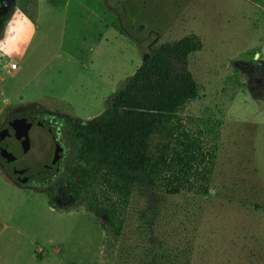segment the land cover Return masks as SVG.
I'll use <instances>...</instances> for the list:
<instances>
[{
	"label": "rangeland",
	"instance_id": "374dc122",
	"mask_svg": "<svg viewBox=\"0 0 264 264\" xmlns=\"http://www.w3.org/2000/svg\"><path fill=\"white\" fill-rule=\"evenodd\" d=\"M17 10L34 34L0 56L1 143L40 145L50 129L64 156L25 186L0 160V264H264V0H0V38ZM192 34L199 97L179 116L224 123L210 193L138 187L112 256L93 215L64 211L72 121L99 117L157 47Z\"/></svg>",
	"mask_w": 264,
	"mask_h": 264
},
{
	"label": "trees",
	"instance_id": "16d2710c",
	"mask_svg": "<svg viewBox=\"0 0 264 264\" xmlns=\"http://www.w3.org/2000/svg\"><path fill=\"white\" fill-rule=\"evenodd\" d=\"M203 48L201 38L193 34L160 45L99 117L72 121L78 147L67 170L66 190L74 202L64 211L83 209L93 215L112 256L124 236L138 187L161 189L168 196L210 193L224 123L179 116L199 97L189 60ZM48 200L51 205L50 195ZM162 259L156 258L157 263ZM139 262L151 263L142 257ZM165 262L178 264L173 255Z\"/></svg>",
	"mask_w": 264,
	"mask_h": 264
},
{
	"label": "flooded vegetation",
	"instance_id": "af4514ba",
	"mask_svg": "<svg viewBox=\"0 0 264 264\" xmlns=\"http://www.w3.org/2000/svg\"><path fill=\"white\" fill-rule=\"evenodd\" d=\"M40 120L44 126H46V127L48 126L49 123L47 120H45V119H40ZM7 126L8 125L5 126L4 130H6ZM48 130H50V129H48ZM47 135H48V133H47ZM5 139L6 140L9 139V143L7 146H6V144H7L6 142H4L2 145L3 155H1L2 156L1 161L3 162L4 165L8 166L11 171L14 172V179L17 181V183L19 185L25 186V185L29 184L32 179H35V178H41V179L49 178V177L59 173L62 170L61 160L63 159V156H64V149L62 148V150H63L62 159L59 160L57 157V154L55 152V147L57 144L60 145V143L58 142V139L56 137L54 140H51V138L49 137L48 141L40 144V146L49 145L48 151L44 150L42 147L40 148V154H41L42 158H44L50 164L60 163V165H61L59 172L49 174V175H43V174H41L39 169L36 170L33 167L28 166L27 164L26 165L22 164L19 160V152H18L19 147H17V144H16V141H18V140L9 138V136L6 134H5ZM3 140H4V138H0V142H3ZM12 153L16 156L15 159H12V157H11ZM54 156L57 157V161L54 160ZM5 157H6V159H5ZM23 174H26L27 178L21 179V175H23Z\"/></svg>",
	"mask_w": 264,
	"mask_h": 264
},
{
	"label": "clouds",
	"instance_id": "9594fccd",
	"mask_svg": "<svg viewBox=\"0 0 264 264\" xmlns=\"http://www.w3.org/2000/svg\"><path fill=\"white\" fill-rule=\"evenodd\" d=\"M33 34L34 27L31 21L17 10V13H14L8 20L3 31V37L0 38V56L11 57L14 53L21 55L19 45L28 44ZM12 67L15 69L16 66L12 65Z\"/></svg>",
	"mask_w": 264,
	"mask_h": 264
},
{
	"label": "water",
	"instance_id": "95a60500",
	"mask_svg": "<svg viewBox=\"0 0 264 264\" xmlns=\"http://www.w3.org/2000/svg\"><path fill=\"white\" fill-rule=\"evenodd\" d=\"M47 133L51 140L55 139L51 130H48ZM16 144L17 147H19V160L22 164H27L28 166H31L36 170L39 169L41 174L43 175H49L59 172L61 168L60 163L50 164L44 158H42L40 154V148L42 147L44 150L48 151L49 145H34L28 143L27 141L21 140L16 141ZM55 152L57 154L58 159H62L63 150L59 144L56 145Z\"/></svg>",
	"mask_w": 264,
	"mask_h": 264
},
{
	"label": "built area",
	"instance_id": "2783aa9c",
	"mask_svg": "<svg viewBox=\"0 0 264 264\" xmlns=\"http://www.w3.org/2000/svg\"><path fill=\"white\" fill-rule=\"evenodd\" d=\"M16 66V65H15ZM17 69V66L15 67V69L14 70H16Z\"/></svg>",
	"mask_w": 264,
	"mask_h": 264
}]
</instances>
